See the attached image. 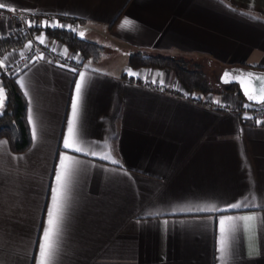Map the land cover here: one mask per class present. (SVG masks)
Returning a JSON list of instances; mask_svg holds the SVG:
<instances>
[{"label": "crops", "instance_id": "crops-1", "mask_svg": "<svg viewBox=\"0 0 264 264\" xmlns=\"http://www.w3.org/2000/svg\"><path fill=\"white\" fill-rule=\"evenodd\" d=\"M0 2L32 27L63 25L105 48L98 61L82 59L41 31L45 44L79 66L43 57L14 74L29 143L17 151L0 137V264H38L61 154L75 161L65 162L70 174L52 264H264V125L237 113L245 101L235 90L188 92L169 69L129 65L131 54L145 52L264 69V0ZM125 18L133 26L121 27ZM15 30L0 17V38ZM80 73L75 142L85 152L63 147ZM213 207L219 210H198ZM221 216L254 217L234 221L223 262Z\"/></svg>", "mask_w": 264, "mask_h": 264}, {"label": "trees", "instance_id": "trees-1", "mask_svg": "<svg viewBox=\"0 0 264 264\" xmlns=\"http://www.w3.org/2000/svg\"><path fill=\"white\" fill-rule=\"evenodd\" d=\"M40 31H43L50 39L59 42L66 50L79 55L82 59L98 61L105 52V48L101 44L79 37L72 29L38 25L30 26L28 30H15L9 36L0 38V62L8 52L22 48L31 41V37L35 33ZM188 63L187 58L182 55L147 54L145 52L131 54L129 59V65L132 68L147 67L171 70L176 80L188 92L210 93L235 90L244 100L236 85H222L218 82L217 77L215 83H213L199 67V63L194 62L195 67L192 68L188 67ZM0 77L5 91V109L0 113V137H6L11 147L20 151L25 149L29 143L23 120L25 103L14 82V75L7 76L0 73ZM213 84L218 88L214 87Z\"/></svg>", "mask_w": 264, "mask_h": 264}, {"label": "snow or ice", "instance_id": "snow-or-ice-1", "mask_svg": "<svg viewBox=\"0 0 264 264\" xmlns=\"http://www.w3.org/2000/svg\"><path fill=\"white\" fill-rule=\"evenodd\" d=\"M6 7L5 3L0 2V9H4ZM27 11V10H26ZM31 26L33 21L28 22ZM45 26H49L47 22H43ZM51 27H57L63 25L59 24H52ZM133 26V22L125 18L124 22L122 23L121 27H131ZM70 27V26H69ZM83 36V33H80ZM37 39L40 40L41 43H44L43 37H38ZM31 46V42L29 43V47ZM39 59H43V55L39 57ZM0 66L2 62H0ZM75 71V69H73ZM129 74H135L131 71ZM229 75V73H225V76ZM242 76H247L249 78L253 77L252 73H242ZM257 80L264 81V77H256ZM85 77L83 73H80V80L75 84V95L72 97L71 100V118L68 120L67 126V136L64 137L63 140V147L68 150H73L75 152H85L86 149L81 147L78 143L75 142L76 137V129H77V117L78 112L81 105V95H82V88L84 87ZM227 82V81H226ZM243 83V81H241ZM21 85L23 86V82L21 81ZM260 100L264 102V86L260 87ZM245 93L248 96L249 100L257 99L256 96L252 95L248 88L245 87ZM5 106V94L4 89L0 86V109L4 108ZM29 120H32L31 109H29ZM33 138H36V130L33 128ZM5 143L0 141V144ZM87 154L96 156L97 153L95 151L87 152ZM104 159H109V156L102 157ZM66 161H75V158L69 156L67 154H61L60 156V164L56 171L55 181L56 186L52 188V197H51V206L47 212V220L46 226L43 228L41 240L38 242L39 245V260L38 264H52V261L56 257V253L58 250L57 240L60 235L61 231V223L63 218V201L65 199L66 189H67V178L70 174L69 166L65 163ZM115 162V161H114ZM241 203L230 204L227 207L230 208H238L241 207ZM199 211H218L217 208H200ZM254 217H232V216H221L219 218V231H220V240H219V251L221 252V259L223 262L224 254L228 247L229 237L231 234L235 233L236 231V224L234 221H248L252 220ZM227 222H230L226 224Z\"/></svg>", "mask_w": 264, "mask_h": 264}, {"label": "built area", "instance_id": "built-area-1", "mask_svg": "<svg viewBox=\"0 0 264 264\" xmlns=\"http://www.w3.org/2000/svg\"><path fill=\"white\" fill-rule=\"evenodd\" d=\"M0 17L6 18L17 29H25L28 30L30 27L29 21L25 18V16L18 11L15 10H5L0 9ZM57 42V41H56ZM43 55L46 60H50L56 64L63 66H72L77 68L79 63L76 62L71 56L64 54L56 45L44 44L41 43L37 37H31V46L26 50L22 55L18 56L16 59L10 62H5L3 66L0 68V73H3L7 76H12L19 71H21L26 65L32 62L35 59H39V57ZM144 85H147L145 82ZM159 91H167L169 94H175L172 90H165L162 86L152 87ZM179 97L183 99H192L195 102H200L201 99L198 97H191L186 93L178 94ZM205 105L216 108L217 105L212 102H205ZM225 110H229L228 106L223 107ZM237 113L241 116L251 119L254 123L259 125H264V102L260 104H251L248 102H244L241 108L237 110Z\"/></svg>", "mask_w": 264, "mask_h": 264}, {"label": "water", "instance_id": "water-1", "mask_svg": "<svg viewBox=\"0 0 264 264\" xmlns=\"http://www.w3.org/2000/svg\"><path fill=\"white\" fill-rule=\"evenodd\" d=\"M226 72L229 73V75L225 76ZM242 73H252L253 77L249 78L247 76H242ZM256 77H264V69L245 66H225L222 67L217 79L222 85H236L246 102L260 104L263 102L260 100L261 94L259 89L264 86V81L257 80ZM241 81H243V83ZM245 87H247L249 92L256 96L257 99L249 100L245 93Z\"/></svg>", "mask_w": 264, "mask_h": 264}, {"label": "rangeland", "instance_id": "rangeland-1", "mask_svg": "<svg viewBox=\"0 0 264 264\" xmlns=\"http://www.w3.org/2000/svg\"><path fill=\"white\" fill-rule=\"evenodd\" d=\"M39 26H41L40 23H39ZM40 32L35 33L34 37H37L38 38L39 37L38 33H40ZM57 44H60V43L57 42ZM177 56H181V55H177ZM182 56H184V55H182ZM185 57L189 61L188 67H190V68L195 67L194 66V62L199 63L200 64L199 67L206 73L208 79L211 82L213 81V83H215L216 77L218 78V75H219V73H220V71L222 69L221 66H219L215 62L209 61L207 58H204V57H198V56H185ZM214 87H216V86L214 85ZM216 88H218V87H216ZM4 109H5V106H4V108L0 109V113Z\"/></svg>", "mask_w": 264, "mask_h": 264}]
</instances>
